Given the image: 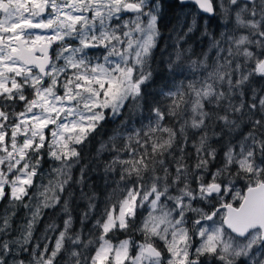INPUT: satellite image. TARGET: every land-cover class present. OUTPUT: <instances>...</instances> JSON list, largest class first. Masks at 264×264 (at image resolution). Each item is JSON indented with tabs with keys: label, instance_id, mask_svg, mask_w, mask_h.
Here are the masks:
<instances>
[{
	"label": "snow or ice",
	"instance_id": "1",
	"mask_svg": "<svg viewBox=\"0 0 264 264\" xmlns=\"http://www.w3.org/2000/svg\"><path fill=\"white\" fill-rule=\"evenodd\" d=\"M0 264H264V0H0Z\"/></svg>",
	"mask_w": 264,
	"mask_h": 264
},
{
	"label": "trees",
	"instance_id": "2",
	"mask_svg": "<svg viewBox=\"0 0 264 264\" xmlns=\"http://www.w3.org/2000/svg\"><path fill=\"white\" fill-rule=\"evenodd\" d=\"M159 58L160 55L157 51V64H159ZM156 67V65H154ZM121 118H117L116 121L109 120L105 127L100 131V134L96 136L95 139L91 141L90 144H87V146H81L83 148V160L82 163H87L91 168H93V171H90L88 173L89 182L91 188L95 189L97 192H103L105 189L104 184V173H103V165L107 158H110V154L105 152L99 157L96 155V150L100 145V142L102 140H107L108 136H110L113 132V129L117 127L118 122ZM75 171V170H74ZM76 175L78 176L79 173L76 172ZM86 205V202L81 201L79 204V208H84ZM21 210H18L17 213V221L21 220L22 216ZM75 216L79 217V211H76L74 213ZM51 214L45 216L44 221L38 226V230L36 235L41 233L43 231L44 223H47L51 219ZM57 222H59V219L57 218Z\"/></svg>",
	"mask_w": 264,
	"mask_h": 264
},
{
	"label": "flooded vegetation",
	"instance_id": "3",
	"mask_svg": "<svg viewBox=\"0 0 264 264\" xmlns=\"http://www.w3.org/2000/svg\"><path fill=\"white\" fill-rule=\"evenodd\" d=\"M175 11L176 10H172L170 13H169V15H168V17H166L165 18V20H164V26H165V31H164V35H165V37H167V35H168V31L166 30L167 29V27H170V21H173L174 22V15H175ZM171 42H169V44H170ZM161 47H163V45L161 46ZM169 51H171V48H169ZM158 54L160 55V51L158 50Z\"/></svg>",
	"mask_w": 264,
	"mask_h": 264
},
{
	"label": "rangeland",
	"instance_id": "4",
	"mask_svg": "<svg viewBox=\"0 0 264 264\" xmlns=\"http://www.w3.org/2000/svg\"><path fill=\"white\" fill-rule=\"evenodd\" d=\"M45 167H47V165H46ZM19 210H21V212H22V214H23L22 216L24 217V215H25V212H26L27 210H25V209H22V208H21V209H19ZM23 217H21V220L23 219ZM39 234H40V233H39ZM39 234H38V235H39Z\"/></svg>",
	"mask_w": 264,
	"mask_h": 264
}]
</instances>
